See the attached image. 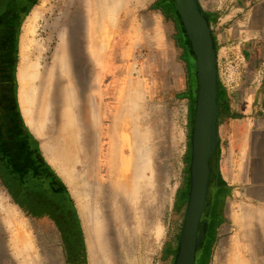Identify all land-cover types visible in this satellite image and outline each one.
Returning <instances> with one entry per match:
<instances>
[{
    "label": "rangeland",
    "instance_id": "rangeland-1",
    "mask_svg": "<svg viewBox=\"0 0 264 264\" xmlns=\"http://www.w3.org/2000/svg\"><path fill=\"white\" fill-rule=\"evenodd\" d=\"M158 1L121 0L122 8L117 17L120 26L114 30L116 34H113L104 58L93 53L91 13L87 7L82 6V0H50L44 7V33H41L42 46L45 49L42 59L43 74L46 73L45 67L51 66L53 54L60 44L58 32L64 31L67 42L71 29L66 24V17L83 16L84 40L90 58L86 64L87 76L82 92H85L87 98H93L92 106L97 102L104 106L106 99L109 105L100 123V156L93 161L95 166L92 167L82 162L83 148L79 150L77 163L68 157L61 159V155L68 156L71 153V148L60 142V134L54 132L53 123L58 122L56 120L59 117L53 119L52 108L55 106L51 99L45 102L48 109L43 117L47 119L43 125L40 126L37 122L30 126L22 114L33 134V147L41 150L44 159L68 186L78 211L77 217L81 221L78 222L82 229L83 249L86 256H89V264L91 260L85 225L73 195V190L79 188H84L90 196L89 206L97 212L96 224L105 234L106 264H175L176 261L189 199V193L188 199L182 198L181 193L189 192L191 185L193 116L198 86L196 65L195 68L192 66L194 61L189 53L181 22L178 16L172 15L173 9L167 10L166 15L163 14L159 10ZM40 4L41 0L30 13ZM207 13L211 18L210 12ZM214 14H217L216 11ZM28 16L22 18L18 30V99L20 42ZM219 17L215 16L214 21L210 22L218 43L222 39L217 31ZM249 25L250 21H247V26ZM136 30L139 32L134 33ZM250 33L251 35L244 34L237 39V44L241 42L243 46L231 51H225L221 46L217 50L221 89L223 87L236 98L235 109L240 108L239 118L243 122L236 123L233 133L231 128L228 133L230 144L225 162L235 165L234 170L229 171L228 176L225 174L226 177L221 178L220 174L214 181L216 189L218 188L219 220L211 250V264H215L216 258L223 252L222 249L232 248L233 241H245L242 233L238 234L233 229L236 215L239 217L244 213L246 187L242 182L245 179L248 148L247 151L244 149L243 157L242 145L241 149H236L234 137L235 131L242 135L243 119L264 118V52H260L258 47V44L264 45V31ZM252 41L257 47L248 53L246 44H252ZM116 49L119 60L112 63ZM105 92H108L107 96ZM56 113L59 115V112ZM78 114L76 110V118ZM125 124L131 133L123 137L122 129L126 127ZM45 142L49 143L48 153L43 149ZM91 170L93 175L90 174ZM34 182L37 188L41 186L36 177L28 181L27 191L31 190ZM16 184L18 182L9 183L8 190L12 194L10 198L0 183V201L4 199L9 203L15 215L18 207L14 205L13 199L22 202L18 196V188L22 187ZM224 188L226 190H222ZM27 206L31 209L29 203ZM53 211L48 210L45 215L36 217L37 222L31 221L23 211L16 217L23 226L22 230L30 236L42 260H51L53 264H69L63 248L68 244L67 237L56 233V226L58 229L67 230L68 222L64 215H67L68 209L63 205L56 212ZM6 217L10 222V233L7 230V235L16 237L14 228L18 222H15L12 214ZM74 219L72 216L69 222L72 223ZM224 242L226 246H222ZM168 245L171 249L166 251ZM30 247L11 245L0 254V264H17V255L26 252ZM240 247L246 252L241 257H245L247 264H254L250 258L253 250H246L247 245L244 244H240ZM77 253L80 254L78 251ZM228 258L226 250L223 264H230ZM237 263L240 264L241 261L237 260Z\"/></svg>",
    "mask_w": 264,
    "mask_h": 264
},
{
    "label": "bare ground",
    "instance_id": "bare-ground-1",
    "mask_svg": "<svg viewBox=\"0 0 264 264\" xmlns=\"http://www.w3.org/2000/svg\"><path fill=\"white\" fill-rule=\"evenodd\" d=\"M48 2L50 0H41V4L30 13L23 27L19 65V101L21 111L27 124L34 126L38 122L41 126L47 120L43 118L48 109L45 107V102L51 99L52 105L55 106V108H52V111H54L53 119L56 120L59 117V120H56L58 122L53 123L54 132L55 134H60V142L71 148V153L68 156L61 155V159L64 160L68 157L74 163H77L79 161L77 158L79 150L83 148L82 162L92 167V165L95 166L93 161L100 156L99 145L101 144L100 136L102 133L100 123L103 121L104 113L109 105L106 99L104 106L100 105L99 102L92 106L93 98H87L85 92H82L83 82H85L87 76V72L82 69L83 60L80 56L81 51L78 42L79 31L83 28V16L73 15L66 17V24L71 29L70 33L68 32L67 42V36L65 37L64 31L58 32L60 44L53 54L51 66L49 68L46 66V73L43 74L42 59L45 49L42 46L41 33H44L43 11ZM82 6L87 7L89 9L88 12L91 13L92 37L94 39L93 53L95 56L104 58L112 36L114 33L116 34L114 30L120 26L117 23V17L122 8L121 0H84ZM59 25L61 26L62 23L60 22ZM254 28H259L257 19H254ZM138 32L136 30L134 33ZM116 53L117 49L112 63H117L119 60ZM89 58L90 54L87 52L86 64H88ZM80 60L82 64H80ZM104 94L107 96L108 92ZM74 100L76 101L74 102ZM76 110L79 113L78 118L75 117ZM56 112H59V115ZM122 130L123 137L124 135L129 136V133H131L130 130L128 131L127 125ZM246 133H244V138ZM242 147L243 149L246 148L245 140L242 142ZM43 149L45 153L49 152L48 142H45ZM90 174L93 175L94 172L91 170ZM73 195L78 202L80 214L85 225L91 264H106V238L96 224L97 212L89 206L90 196L87 195L84 188L73 190ZM4 204L2 203V207ZM6 214L11 216L12 213L6 211ZM13 217L16 218V215H13ZM235 225L238 227L242 226V229H245L242 217H236ZM8 226L10 227V222ZM21 228L22 224L16 223L17 236H8L7 230L9 231V229L5 227L0 217V254H3L8 249L7 245L11 239L14 247L31 246L26 252L17 255V264H53L51 260H42L30 236ZM256 247L257 249L260 248V246ZM232 249V251H237L238 253L243 251L239 243L233 244ZM255 255L256 253L252 254L251 261L254 264H258L259 261L253 259ZM237 260L241 261L240 264H247L244 258L239 259L238 257L232 260L233 264H238Z\"/></svg>",
    "mask_w": 264,
    "mask_h": 264
},
{
    "label": "trees",
    "instance_id": "trees-1",
    "mask_svg": "<svg viewBox=\"0 0 264 264\" xmlns=\"http://www.w3.org/2000/svg\"><path fill=\"white\" fill-rule=\"evenodd\" d=\"M169 1L171 2V9L174 10L171 11L178 16L183 32L187 37L189 53L194 61L192 66L195 68L196 58L191 41L185 31L179 13L175 9L174 0ZM34 6L35 3L30 6L28 13ZM160 7L162 6L160 5ZM214 19L215 16H211L210 22L212 23ZM214 37L217 43V50L219 51L221 45H219L215 34ZM6 39V41H1L3 38L0 40V183H2V186L10 197H12V194L8 190L9 186L7 183L9 184L11 181L14 183L18 182L19 186L22 187L20 189L18 188V196L21 197L22 202L15 199H13V202L21 211L27 214L31 221H36V217L45 215L48 210L51 212L54 210L53 212H56L59 207L64 205L65 208H73L75 218L81 223L80 219L77 217L79 216L78 211L68 186L54 168L44 159L41 150L33 147L31 143L33 134L25 123L18 99V82L16 78L18 36V42L15 43V45L13 43V38ZM4 49H6L7 52H3ZM219 108V126L221 127L222 124L225 126L221 141L223 139V141H226L228 139V133L230 132V121L232 117L229 95L223 87L219 99ZM221 141L219 142L218 149L221 146ZM34 176L38 178L41 186L37 188L34 182L31 186V190L27 191L26 185L28 181L36 178ZM222 190H226V188ZM28 203L31 209L28 208ZM213 243L214 239L210 244L208 254L205 258L206 264L211 263ZM69 262L70 260L68 259V263ZM81 263L89 264V256H86V253L84 258L81 259Z\"/></svg>",
    "mask_w": 264,
    "mask_h": 264
},
{
    "label": "crops",
    "instance_id": "crops-1",
    "mask_svg": "<svg viewBox=\"0 0 264 264\" xmlns=\"http://www.w3.org/2000/svg\"><path fill=\"white\" fill-rule=\"evenodd\" d=\"M199 2L202 8L205 11L210 12L212 16L215 15L214 11H216L217 13L215 16H220L217 23V31L219 33L218 35H220V37L222 36V39H219V44L225 51H231L232 49H237L241 47V45L243 46L241 42L237 44V39L239 38V36H243L244 34L251 35V31H254L255 33H261L262 31H264V0H199ZM38 3L39 0L35 2V6L38 5ZM157 3L162 6L159 8V10H161L165 15L167 14V10L171 9V2L169 0H159ZM222 6H225L226 8H222ZM29 13L27 12V16L29 15ZM172 15L176 16L173 11ZM232 17H234V20H232ZM254 19H257L259 21L258 29L253 28ZM247 21H250L249 27H251V29L247 26ZM247 30H249L250 32ZM246 46L249 50L248 53H250L254 48L257 47L255 42L253 41L252 44H246ZM258 47H260V52H264V45L258 44ZM228 95L230 99L232 117L230 121V128L231 133H233V128L235 127L236 123L243 121H240L241 119L239 118L240 108H238V110L235 109L234 102L236 101V98H234L230 93H228ZM260 100H262V98H260ZM243 120L244 126H242V135L241 133H238L239 131H235L236 135L234 139L236 141V149H241L243 140L246 141V148H248V157L245 166V179L243 180L244 182H242V184H244V187H246V191L244 189V213L239 215V217H242L243 219L245 229H242V226L238 227L234 224L233 230H236L238 234L242 233V236L245 237L244 242L238 243L244 244L245 246L247 245L246 250L248 249L250 252L253 250L252 254L256 253L253 259L256 261L258 260V264H264V118L259 117V119H257L249 117ZM224 128L225 126L223 124L219 128V142L221 141L222 133L225 130ZM245 132L247 133L246 137L244 138ZM223 140L221 141V146L218 150L219 172L222 174L221 178L226 177L225 174L229 175L228 172L233 171L235 167V165H231L232 163L225 162L229 152L230 140ZM242 151L244 157V149H242ZM231 155L232 154H230V156ZM8 196L10 197L9 194ZM2 203H5L3 207L1 206ZM18 208L16 209L18 212L15 211L16 215L21 211ZM6 211L12 213L10 204L7 203L4 199H2L0 201V217L2 218V222L5 227L8 228L10 231V227L8 226L9 218L6 217L8 215L6 214ZM12 215L15 214L12 213ZM261 216L262 218L259 219V217ZM236 217H238V215H236ZM14 220L15 222H17L19 221V218H14ZM18 223L21 222L19 221ZM14 230L16 234V227L14 228ZM237 241H233L232 245L237 243ZM11 245L12 244L10 239V243L8 242L7 248L11 247ZM224 245L226 246V242L222 244V246ZM256 246H260L261 249H257ZM232 248L222 249L223 252L218 255L215 264H223L225 262L224 259L226 257V250L229 254V258L227 260L230 264H233L232 260L235 257H238L239 259H245L244 256L241 257V255L246 253L244 252V250L241 253H235V251H232ZM252 254L250 255V258L252 257ZM212 259L210 260L211 263Z\"/></svg>",
    "mask_w": 264,
    "mask_h": 264
},
{
    "label": "water",
    "instance_id": "water-1",
    "mask_svg": "<svg viewBox=\"0 0 264 264\" xmlns=\"http://www.w3.org/2000/svg\"><path fill=\"white\" fill-rule=\"evenodd\" d=\"M175 6L196 55L198 86L193 116L189 204L175 264H196L207 220L204 218V229L200 231L201 219L209 205L211 183L219 164V60L210 15L199 0H175Z\"/></svg>",
    "mask_w": 264,
    "mask_h": 264
},
{
    "label": "flooded vegetation",
    "instance_id": "flooded-vegetation-1",
    "mask_svg": "<svg viewBox=\"0 0 264 264\" xmlns=\"http://www.w3.org/2000/svg\"><path fill=\"white\" fill-rule=\"evenodd\" d=\"M37 0H0V40L3 38L1 41H6V38H13V43H17V36H18V30L19 26L21 23V20L24 16H27L28 9L30 6L34 5V3ZM84 32H85V25L83 22V28L79 31V46H80V56L81 59L83 60V66L82 69L86 71L87 65H86V54H87V46L84 40ZM18 50H19V43H18ZM7 52L6 49L3 50V52ZM80 64L81 60H80ZM84 83V82H83ZM219 172V166L217 167L215 171V175L212 179L211 183V192L209 194V199H208V208L202 215L201 219V225H200V231L202 230V225L204 223V218H206V228H205V235H204V240L201 244L200 251L198 253L197 257V263L196 264H206L205 258L208 254V249L210 247V244L213 242L214 239V234L217 229V221L219 220V213L217 209V201L219 200L217 196V189L216 185L214 183L215 180H217V177L220 176ZM7 183V182H6ZM8 186H10L7 183ZM188 191L182 192L181 197L188 199ZM183 199V200H184ZM188 204H189V199H188ZM187 204V208H188ZM68 213L67 215H64L67 219L68 226L67 230L64 228L58 229L56 226V233L60 234V236H66L67 237V242L66 245L63 247L65 250V257L68 261L70 260L69 264H80L81 259L84 258L85 256V251L83 249V240H82V229L81 226L79 225L78 220H76L74 216V211L73 208L70 207L67 208ZM187 212V210H186ZM64 216H61V218H65ZM74 217V221L70 223L71 217ZM186 216V214H185ZM225 217L223 218V220ZM185 220V218H184ZM184 224V222H183ZM75 250V252H70L72 250ZM171 249V246H167L166 251H169ZM77 251L80 253L78 254ZM83 252V253H82Z\"/></svg>",
    "mask_w": 264,
    "mask_h": 264
}]
</instances>
